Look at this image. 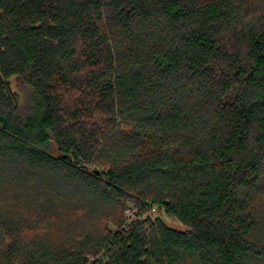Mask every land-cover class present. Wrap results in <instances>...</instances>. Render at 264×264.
I'll use <instances>...</instances> for the list:
<instances>
[{"label": "trees", "instance_id": "1", "mask_svg": "<svg viewBox=\"0 0 264 264\" xmlns=\"http://www.w3.org/2000/svg\"><path fill=\"white\" fill-rule=\"evenodd\" d=\"M0 264H264V0H0Z\"/></svg>", "mask_w": 264, "mask_h": 264}, {"label": "rangeland", "instance_id": "2", "mask_svg": "<svg viewBox=\"0 0 264 264\" xmlns=\"http://www.w3.org/2000/svg\"><path fill=\"white\" fill-rule=\"evenodd\" d=\"M11 88L12 90L18 95L19 97V112L22 115H26L29 111V105H30V96H31V89L24 84L20 79L14 78L11 82ZM135 209L130 208L126 211V216L131 221L135 218ZM150 215L153 219L160 218L164 221L165 224H167L169 227L177 229L179 231H188L189 229L178 222L173 217H169L165 214V212L160 208H155L153 211L150 212Z\"/></svg>", "mask_w": 264, "mask_h": 264}]
</instances>
